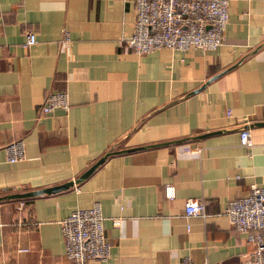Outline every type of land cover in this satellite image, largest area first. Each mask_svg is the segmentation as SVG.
I'll return each mask as SVG.
<instances>
[{
  "label": "crops",
  "instance_id": "crops-1",
  "mask_svg": "<svg viewBox=\"0 0 264 264\" xmlns=\"http://www.w3.org/2000/svg\"><path fill=\"white\" fill-rule=\"evenodd\" d=\"M227 12L215 50L135 56L132 0H0V198L75 180L106 154L65 190L0 199V264H77L58 222L93 202L109 256L84 264L247 260L223 212L264 184V0H228ZM62 90L67 111L39 118L45 94ZM18 139L24 158L8 163L2 146ZM186 198L206 216L184 219Z\"/></svg>",
  "mask_w": 264,
  "mask_h": 264
},
{
  "label": "built area",
  "instance_id": "built-area-1",
  "mask_svg": "<svg viewBox=\"0 0 264 264\" xmlns=\"http://www.w3.org/2000/svg\"><path fill=\"white\" fill-rule=\"evenodd\" d=\"M134 21L127 40L132 54L141 56L159 49L185 51L196 48L201 51L215 50L223 43V30L228 19V0H132ZM24 43L35 42L32 32H25ZM60 41L66 48L70 37L61 30ZM67 94L64 90L45 94L38 107V117L54 110L66 112ZM229 110L225 111V115ZM239 145L251 144L247 128L238 132ZM5 160L15 163L24 158L22 140H12L2 146ZM198 147L186 149V153L198 152ZM166 198L173 196L172 186H165ZM183 218H204V204L194 198L183 201ZM223 214L229 225L243 234L249 246L247 260L241 264H264V184L251 186L248 193L229 200ZM103 216L98 202L85 209H74L60 220L59 231L64 256L77 264L103 262L109 256L110 244L102 228ZM187 227V226H186ZM25 251L26 249H18ZM180 264H197L184 257ZM205 264V263H204Z\"/></svg>",
  "mask_w": 264,
  "mask_h": 264
},
{
  "label": "water",
  "instance_id": "water-1",
  "mask_svg": "<svg viewBox=\"0 0 264 264\" xmlns=\"http://www.w3.org/2000/svg\"><path fill=\"white\" fill-rule=\"evenodd\" d=\"M106 154L101 156L96 162H94L90 167H88L84 172H82L75 180L68 181L59 185L47 187V188H41L36 189L32 191H25L20 193H13L8 194L5 196H2L0 199H25L29 197H34L42 194H52L56 193L62 190L67 189L68 187L72 186L73 184L81 181L83 178H85L98 164H100L103 159L105 158Z\"/></svg>",
  "mask_w": 264,
  "mask_h": 264
}]
</instances>
